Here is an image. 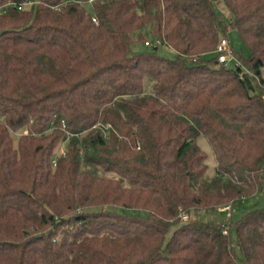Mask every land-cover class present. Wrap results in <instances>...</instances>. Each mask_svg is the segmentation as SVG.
<instances>
[{
  "label": "trees",
  "instance_id": "trees-1",
  "mask_svg": "<svg viewBox=\"0 0 264 264\" xmlns=\"http://www.w3.org/2000/svg\"><path fill=\"white\" fill-rule=\"evenodd\" d=\"M263 185L264 0H0V264H264Z\"/></svg>",
  "mask_w": 264,
  "mask_h": 264
},
{
  "label": "rangeland",
  "instance_id": "rangeland-1",
  "mask_svg": "<svg viewBox=\"0 0 264 264\" xmlns=\"http://www.w3.org/2000/svg\"><path fill=\"white\" fill-rule=\"evenodd\" d=\"M216 9L225 16L227 21H229L230 13L226 9L223 3L216 4ZM224 37L228 38L229 46L232 50L238 53H242L243 51L247 50V47L243 39L240 37L236 29L229 28L227 32V36L224 35ZM155 45H158L157 51L163 56L168 58H174L176 56V52L173 48H171L166 44H162L160 42H155V41L154 42L151 41L142 45H134L133 49L135 51L152 49ZM229 58H230V62L228 63V65L231 67L236 66L238 59L232 51L229 53ZM197 143L207 154V160H206L208 164L207 175L209 176L215 175L217 171V159L208 138L204 135H200L197 138ZM263 207H264V185L263 188L258 193H256L251 197L246 198L241 205L233 207L232 210L230 211V216L228 212L219 211V210L215 212L204 213L202 216L204 218L212 219L218 222H222L224 220H229V219L238 220L248 212ZM174 228L175 226L171 228L168 236H171ZM231 233H232L233 245L235 246L239 256L242 257V253L239 249L237 242V233L235 227L231 229ZM240 263L247 264L243 261H240Z\"/></svg>",
  "mask_w": 264,
  "mask_h": 264
},
{
  "label": "built area",
  "instance_id": "built-area-1",
  "mask_svg": "<svg viewBox=\"0 0 264 264\" xmlns=\"http://www.w3.org/2000/svg\"><path fill=\"white\" fill-rule=\"evenodd\" d=\"M31 3H32V1H26V2H23V3L19 4L18 7L21 9L24 6H27V5L31 4ZM12 4L16 5L15 3H12ZM93 19H94V21H97L96 18H93ZM218 51L220 52L219 61L223 62V63H229L230 62L229 53L232 51V49L229 46V40H228L227 37L221 38V40L219 42V45H218ZM236 66L240 67V68H243V71L249 72V70L239 60L237 61ZM25 133H27V132H25ZM65 153H66L65 148L62 146L60 148V150H59V154L65 155ZM54 163H56V160H54ZM231 210H232V208L229 205L228 206H224V207H222L220 209V211L228 212L229 216H230V211ZM224 232L227 233V230H225Z\"/></svg>",
  "mask_w": 264,
  "mask_h": 264
}]
</instances>
